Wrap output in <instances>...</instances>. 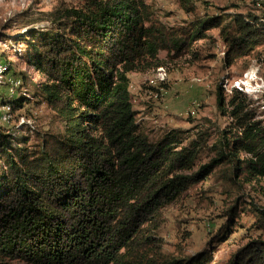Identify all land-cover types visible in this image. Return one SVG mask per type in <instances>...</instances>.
I'll return each instance as SVG.
<instances>
[{"label": "trees", "instance_id": "1", "mask_svg": "<svg viewBox=\"0 0 264 264\" xmlns=\"http://www.w3.org/2000/svg\"><path fill=\"white\" fill-rule=\"evenodd\" d=\"M12 24L25 46L20 58L45 77L35 96L60 127L35 132L31 146L0 131V262L215 264L210 251L163 254L153 234L162 211L217 170L233 185L238 176L264 178V123L245 94L226 96L219 85L217 108L231 122L212 145L206 130L188 140L174 129L150 142L136 122L128 75L162 67L161 51L189 53L213 29L231 66L264 44V15L223 13L167 29L144 0H79L36 17L21 12ZM9 70L21 89L27 75ZM29 100L19 92L0 106L14 113ZM205 151L213 157L202 163ZM254 211L264 229V208ZM224 264H264V240H249Z\"/></svg>", "mask_w": 264, "mask_h": 264}, {"label": "rangeland", "instance_id": "2", "mask_svg": "<svg viewBox=\"0 0 264 264\" xmlns=\"http://www.w3.org/2000/svg\"><path fill=\"white\" fill-rule=\"evenodd\" d=\"M144 1L149 6L151 20L160 22L167 29L187 27L195 19L223 13L264 15V0ZM78 2L0 0V98L9 99L18 96L19 92L30 98L14 113L9 106H0V131L30 138L28 146L36 143L35 132L57 130L60 125L53 121L54 112L35 96L38 84L44 82L45 77L20 58L25 50L24 44L16 41L21 31L15 24L8 27V20L24 11L36 17L60 3L76 5ZM207 33L208 37L195 42L189 53L174 56L171 52L167 56V52L161 51L162 67L129 73V93L136 122L150 142H156L174 129L186 131L188 140L206 130L211 133L207 146L212 145L219 132L228 129L231 122L217 108L219 85L226 96L232 90L245 94L250 103L248 109L255 110L257 120L264 123V81L259 70H264V44L249 56L227 66L224 63L226 47L220 39V30ZM8 65L9 73L16 77L27 75L21 89L20 79L5 74ZM208 157H213V153L208 156L205 151L201 162H206ZM240 157L246 158V155ZM235 181L236 185L231 184L217 170L165 208L161 225L153 234L161 252L189 257L210 251L215 264H224L249 240H264V229L258 228L254 211L255 207L264 208V178L245 182L238 176ZM231 214L233 222L229 234L224 237L223 226L227 225ZM220 238L224 240L220 241ZM0 264L23 263L6 261Z\"/></svg>", "mask_w": 264, "mask_h": 264}, {"label": "crops", "instance_id": "3", "mask_svg": "<svg viewBox=\"0 0 264 264\" xmlns=\"http://www.w3.org/2000/svg\"><path fill=\"white\" fill-rule=\"evenodd\" d=\"M259 68H260V67H259ZM259 70L261 71V74H262V76H260V77H261V78H262V80L264 81V70H263V69H261V68H260ZM260 71H259V72H260ZM262 72H263V73H262ZM259 75H260V73H259Z\"/></svg>", "mask_w": 264, "mask_h": 264}, {"label": "bare ground", "instance_id": "4", "mask_svg": "<svg viewBox=\"0 0 264 264\" xmlns=\"http://www.w3.org/2000/svg\"><path fill=\"white\" fill-rule=\"evenodd\" d=\"M250 75H251L252 77L254 76V74H253V73H251ZM249 77H250V76H249ZM250 78H251V77H250ZM247 85H249V83H247ZM246 87H247V86H246Z\"/></svg>", "mask_w": 264, "mask_h": 264}]
</instances>
